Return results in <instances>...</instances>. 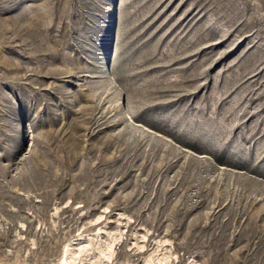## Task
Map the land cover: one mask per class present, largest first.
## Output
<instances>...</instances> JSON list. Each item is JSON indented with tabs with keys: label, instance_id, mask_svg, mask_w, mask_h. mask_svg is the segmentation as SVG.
<instances>
[{
	"label": "rangeland",
	"instance_id": "obj_1",
	"mask_svg": "<svg viewBox=\"0 0 264 264\" xmlns=\"http://www.w3.org/2000/svg\"><path fill=\"white\" fill-rule=\"evenodd\" d=\"M0 264H264V0H0Z\"/></svg>",
	"mask_w": 264,
	"mask_h": 264
}]
</instances>
